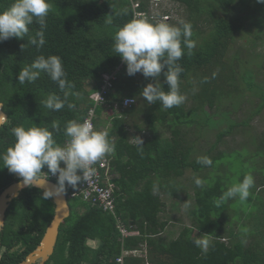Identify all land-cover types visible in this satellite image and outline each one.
I'll use <instances>...</instances> for the list:
<instances>
[{
    "label": "trees",
    "instance_id": "obj_1",
    "mask_svg": "<svg viewBox=\"0 0 264 264\" xmlns=\"http://www.w3.org/2000/svg\"><path fill=\"white\" fill-rule=\"evenodd\" d=\"M172 1L182 5L185 17L167 22H190L195 48L191 55L185 50L178 61L184 69L180 91L186 100L166 110L159 103L149 105L140 95L155 78H145L142 73L129 76L126 64L113 50L116 32L135 18L129 0H49L43 48L27 44L39 30L35 22L24 39L0 42V101L8 114L0 128V153L15 143L12 129L20 125L51 130L56 123L61 131L54 138L65 144L69 139L63 131L66 123L82 122L95 105L103 79L113 72L117 75L106 103L96 106L94 123L98 130L100 115L106 107L112 109L106 131L115 145L107 157L110 172L118 174L111 179L116 216L138 234L123 236L112 213L81 198H71V214L61 224L55 251L46 264H112L121 255L125 264H264V135L245 136L239 147L219 149L226 137L239 131L248 133L251 122L264 110V86L256 82L259 75H255L252 62L243 59L241 49L232 51L239 40L251 46L264 43V4L257 0ZM13 2L0 0V12ZM139 11L148 13L150 0H140ZM40 55L59 56L74 87L61 92L43 72L35 82L20 85L18 72ZM160 81L167 91L163 73ZM246 92L260 100L242 120L230 119L232 111L245 108L242 98ZM65 93L75 108L53 111L45 107L50 94L63 98ZM126 97L134 98L135 103L117 111L114 104ZM219 114L226 122L223 128L217 127ZM158 128L169 136L160 137ZM216 128L220 129L215 139L207 143L206 138ZM149 131L150 136L145 135ZM136 137L144 141L142 153L137 151ZM201 139L207 147L201 148ZM248 148L249 152L244 150ZM201 156L210 157L212 166L197 163ZM236 165L247 170H242L241 181L251 173L257 183L246 201L237 197L217 206L215 201L223 192L238 183L233 174ZM188 169L205 182L203 188L195 185V178H185ZM43 171L47 172V167ZM51 179L57 183L56 176ZM17 180L20 178L0 160V194ZM73 190L66 186L65 192L70 195ZM163 194L183 202L187 197L193 200L188 208L191 224L169 240L165 236L169 220L163 217L167 211ZM74 207L85 210L79 213ZM54 213L53 199H44L43 190L37 187H27L13 199L0 233V246L12 250L7 254L12 258L9 264L21 263L39 245ZM197 238L209 241L207 252L194 244ZM134 250L145 253L133 255Z\"/></svg>",
    "mask_w": 264,
    "mask_h": 264
},
{
    "label": "clouds",
    "instance_id": "obj_2",
    "mask_svg": "<svg viewBox=\"0 0 264 264\" xmlns=\"http://www.w3.org/2000/svg\"><path fill=\"white\" fill-rule=\"evenodd\" d=\"M129 1L135 18L116 32L113 50L126 64L129 76L142 73L145 78H155L156 82L147 84L140 93L149 105L159 103L160 108L165 110L178 107L186 100V95L180 91V76L184 69L178 61L185 55V50L188 55H191L195 48V42L191 39L192 25L190 22L172 24L167 22L171 14L161 13L160 17H152L145 11H139V8L137 11L142 15L136 16L133 2ZM152 2L155 3L153 0ZM257 3L264 4V0H257ZM50 8L49 0H14L7 10L0 12V42L10 38L24 39L30 31L29 26L35 22L40 26L39 30L35 36L27 40V44L37 49L43 48L46 44L45 29ZM142 16L144 18H140ZM147 18H161V20L153 22ZM21 47L24 50L25 45ZM165 68L166 71H164ZM42 72L58 85L61 92H64L66 87H74L67 79L62 59L57 55L38 56L30 66L18 72V82L20 85L35 82ZM162 73L168 85L167 91L160 81ZM44 104L46 108L53 111H59L65 106L69 109L75 108V105L69 101L67 93L63 98L60 95L50 94ZM85 119L82 122L73 120L66 123L63 131L69 139L63 145L57 143L54 138L55 134L61 131L56 123L52 124L51 130L47 126L14 127L12 133L15 143L5 152L0 153L3 167L22 180V187L45 188L48 177L56 176L58 186L45 188L44 199L58 197L65 191L66 186L75 189L81 182H88L95 172L92 166L111 154L115 150V145L109 140L106 130H96V126L94 130L93 125ZM135 143L137 151L142 153L143 139L136 137ZM197 163L212 166L213 161L208 156H201L197 158ZM45 167L47 172L43 171ZM194 183L200 188H203L205 184L198 177L195 178ZM254 184V177L251 174L245 175L241 182L234 183L223 192L215 201L216 205L219 206L237 197L241 202L246 201ZM68 198L70 200L72 197L68 195ZM117 225L119 227V223ZM129 231L131 232L129 235L138 234L136 230ZM193 242L202 251L207 252L209 241L206 238H197ZM142 252L145 253V251ZM132 254L141 255L142 253L134 250Z\"/></svg>",
    "mask_w": 264,
    "mask_h": 264
},
{
    "label": "rangeland",
    "instance_id": "obj_3",
    "mask_svg": "<svg viewBox=\"0 0 264 264\" xmlns=\"http://www.w3.org/2000/svg\"><path fill=\"white\" fill-rule=\"evenodd\" d=\"M140 1V0H139ZM166 11V12H165ZM167 12H171V17L168 16L170 19H167V21H181V19H183L185 17V11L182 7V5H180L179 3H176L172 0H162L161 2L158 3H153L152 0H150V11L147 14H151L152 17L156 16V17H160L159 15L161 13H167ZM163 18H165V16H163ZM157 20H161V18H158ZM241 49L242 51V57L244 60L248 59L249 61H251L253 64V68L255 70V75H259L258 78L256 79V82L259 85L264 86V43H258L254 46L248 45L244 42V40H239L236 45L232 48V51L235 52L236 50ZM260 63L261 67L257 66V64ZM118 71V69H117ZM118 77H121L118 75ZM92 83L89 85L91 86ZM247 99L250 100V103L247 102ZM260 100V98L255 95L254 93L251 94L249 92H246L245 97L242 98V102L244 103L245 106L244 109L242 110H238V111H232L230 113V119H237V120H242L246 111L248 112V109L253 108L254 106H256L257 102ZM117 111H121V110H117ZM113 113L112 109L106 107L104 109V111L102 112V114L100 115V118L98 120L99 125H98V130H107L108 127L110 126V116ZM222 115L219 114L218 115V119H217V127L223 128L226 125L225 121H221ZM220 128H216L213 129L209 134L210 136H208L206 138L207 143L208 142H212V140L215 139V132L217 131V129ZM158 135L160 137H166L169 136V133L166 132L163 128H158ZM215 130V131H214ZM152 131L146 132L145 135L150 136ZM252 135H255L257 138L261 137V135H264V110L263 112L259 115L256 116V118L251 122V127H250V131L248 133L239 131L238 133H235L232 136H228L225 138V144L224 145H220L219 149H227V147H239V144L241 143L242 140H244V137L246 136L247 138H250ZM206 140H200L199 144H201V148H203V146H206ZM207 147V146H206ZM247 150L249 152V148L248 149H244ZM63 165V164H62ZM237 169V171H236ZM240 167H238L236 165L235 170L233 171V174L235 173V179L237 180V182H241L240 179V175L244 172H246L247 170H243ZM249 174V173H247ZM251 174V173H250ZM112 175V173H111ZM252 175V174H251ZM111 177V176H110ZM197 175L195 174V172L192 169H188L186 171L185 174V178L188 179H192V178H196ZM111 181V178H110ZM255 181V180H254ZM257 183V181H255V184ZM113 184V183H112ZM254 184V185H255ZM252 189V188H251ZM250 189V190H251ZM264 195V192H263ZM166 203H167V211L166 213H164L163 217L167 220H169V225L167 228V232H165V236L168 238L167 240H169L170 238H175L180 229L184 226V225H190L191 224V218L188 216V208L190 206H192L193 200L192 198H188L185 199V201H179L177 199H175L174 197L167 195V194H163L162 197ZM69 202H73L72 199L69 200ZM177 203V204H176ZM174 205H177L176 208H174ZM255 206H259L258 204H255ZM74 210H78L79 213H82L83 210H85V208L79 209L77 207H74ZM244 216H242L241 218L243 219ZM235 229L238 231V226L235 227Z\"/></svg>",
    "mask_w": 264,
    "mask_h": 264
},
{
    "label": "built area",
    "instance_id": "obj_4",
    "mask_svg": "<svg viewBox=\"0 0 264 264\" xmlns=\"http://www.w3.org/2000/svg\"><path fill=\"white\" fill-rule=\"evenodd\" d=\"M155 3H158L160 0H153ZM133 2V8L136 10V16L142 15L137 8L140 6L139 0H131ZM117 75L116 72L107 74L106 77L103 79V83L99 92L95 98V106L92 107L86 119L90 122L95 130V123L94 118L96 117L95 108L98 105H103L106 102L107 96L109 93L114 90V81L116 80ZM134 100V102H132ZM126 101H128L126 103ZM133 103H135V99L131 97H126L123 101L119 103H115L114 107L116 109H125L130 107ZM110 158L107 155L102 158L101 160L97 161L92 167L95 169L94 175L90 178L88 182H81L77 188H75L70 196L72 198H81L82 200L90 203L92 206L99 207L104 211L109 213L116 214V199L114 195V183L110 181ZM117 217V216H116ZM119 228L123 236L129 235L131 232L127 229L120 221L119 217ZM112 264H125L123 257L117 258L116 262Z\"/></svg>",
    "mask_w": 264,
    "mask_h": 264
},
{
    "label": "water",
    "instance_id": "obj_5",
    "mask_svg": "<svg viewBox=\"0 0 264 264\" xmlns=\"http://www.w3.org/2000/svg\"><path fill=\"white\" fill-rule=\"evenodd\" d=\"M8 120V114L4 110V103L0 101V128ZM57 183L48 177V182L45 188H55ZM27 187H22V180H17L7 186L0 194V232L3 229L6 218V211L11 201L20 195V192ZM45 188H39L43 191ZM55 203V213L51 223L48 225L39 245L31 251L27 258L20 264H45L53 255L61 224L71 214V206L68 195L66 192H62L58 197L52 198Z\"/></svg>",
    "mask_w": 264,
    "mask_h": 264
},
{
    "label": "flooded vegetation",
    "instance_id": "obj_6",
    "mask_svg": "<svg viewBox=\"0 0 264 264\" xmlns=\"http://www.w3.org/2000/svg\"><path fill=\"white\" fill-rule=\"evenodd\" d=\"M20 193H21V192H20ZM12 201H13V200H12ZM12 201H11V202H12ZM10 204H11V203H10ZM9 207H10V205H9ZM9 207H8V209H9ZM8 209H7V211H8ZM7 211H6V218H7ZM6 218H5V224H4V226H3V229H4L5 225H6ZM3 229H2V231H3ZM2 231H1V232H2ZM1 232H0V233H1ZM21 251H22V250H21ZM10 252H12V250H11V251H6V250H4L3 247L0 246V264H9V263H10V260H12V258L9 257V256L7 255V254H9ZM26 258H27V257H26ZM26 258H25V259H26ZM25 259H24V260H25ZM24 260H23V261H24ZM2 261H3V262L5 261V262L3 263ZM23 261H22V262H23ZM46 263H47V262H46ZM46 263H45V264H46ZM18 264H20V263H18ZM35 264H37V263H35Z\"/></svg>",
    "mask_w": 264,
    "mask_h": 264
},
{
    "label": "crops",
    "instance_id": "obj_7",
    "mask_svg": "<svg viewBox=\"0 0 264 264\" xmlns=\"http://www.w3.org/2000/svg\"><path fill=\"white\" fill-rule=\"evenodd\" d=\"M110 176H111L110 178L113 179V177H117L118 174H116V173H112V175H111V172H110ZM90 243L94 244V242H90ZM140 252L143 254L142 251H140Z\"/></svg>",
    "mask_w": 264,
    "mask_h": 264
}]
</instances>
